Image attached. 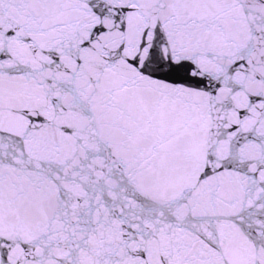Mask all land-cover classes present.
Here are the masks:
<instances>
[{"label": "snow or ice", "instance_id": "snow-or-ice-1", "mask_svg": "<svg viewBox=\"0 0 264 264\" xmlns=\"http://www.w3.org/2000/svg\"><path fill=\"white\" fill-rule=\"evenodd\" d=\"M0 264H264V0H0Z\"/></svg>", "mask_w": 264, "mask_h": 264}]
</instances>
